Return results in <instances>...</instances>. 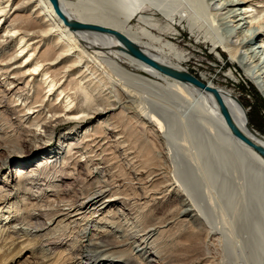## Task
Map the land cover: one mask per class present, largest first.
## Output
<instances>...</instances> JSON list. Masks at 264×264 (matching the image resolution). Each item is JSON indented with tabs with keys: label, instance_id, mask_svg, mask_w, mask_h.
<instances>
[{
	"label": "bare ground",
	"instance_id": "6f19581e",
	"mask_svg": "<svg viewBox=\"0 0 264 264\" xmlns=\"http://www.w3.org/2000/svg\"><path fill=\"white\" fill-rule=\"evenodd\" d=\"M53 1L59 13L51 0H0V83L5 88L4 91L2 90L3 93L0 92V121L3 122V125H0V140L17 141L18 146L22 147L21 145L27 142L25 140L23 142V135L28 137L33 134L36 140L42 138L49 140L63 126L76 124L67 126L59 133L60 139L68 143L64 158L53 156L56 157V161H48L45 167L40 163L39 166L43 167L41 172L29 174L23 180L21 174L23 172L19 171L17 176L19 183L15 188L22 191L24 185L38 186L41 183L50 186L64 178L79 183L80 180L78 181L75 175L80 169L85 168L89 173L90 188L82 192L83 198L80 201L71 199L70 204L80 212L86 206L93 205L89 208L88 214H80V217L71 222L68 221L72 218V211L66 214L63 211L43 213L46 219L49 218L50 222L59 228L57 231L59 233H54L57 241L41 235L34 236L33 233L48 229L34 225L32 220L35 216L32 215L29 219H22V222H27L31 231L24 232L16 228L1 229L0 243L2 241L6 246L9 245L10 251L20 250L25 243H31L37 238L36 251L44 253L45 264H54L55 261L56 264L57 261L61 263L62 259L66 264L72 258L76 263L79 261L80 264L84 262L93 264L92 258L97 252L106 253L114 246L110 237H107L110 233L97 242L91 238L88 244L80 246L78 241L80 239L77 237L76 240L71 239L73 246L70 247V256L59 253L58 257L56 248L65 247L71 242L70 238L67 239L68 233H63L62 228L71 229L70 224L74 223V230L80 233V230L89 228L93 216L122 198L120 189L116 190L113 186L121 177L116 176L118 164L130 169L138 182L137 200L142 196L145 205L149 203L148 201H158L157 204L162 205L172 197L178 202L179 210L177 209V215L175 214L176 218L183 227H191L187 238L193 239V228L200 229L203 226L204 214L211 210L210 207L214 208L215 201L213 195L211 196L213 188L211 189L209 184L204 187V183L198 180L196 171H201L199 162L194 161L193 164L191 161L195 168L192 169L188 162L176 159L175 155L180 151H175L173 147L172 139L176 130L174 134L170 131L173 128H170L171 109L173 112L179 109L192 126L190 132L195 134V137H199L200 150H202L200 155H207V164H205L209 168L207 172L213 175L209 178L210 184H213L215 189L218 187L219 198H224L228 192H231L230 187L223 182L222 177H226L221 176L226 172L224 170L228 169L227 165H231L230 168H235L234 171L239 172L242 180L246 181L250 200H255V204L258 201L261 206L264 205V157L231 134L219 113V106L212 91H216L219 95L236 127L254 144L264 147V137L249 125L246 108L226 87L214 88L212 83L193 76L186 66L188 58L185 54L173 41L155 33L159 25L156 17L159 16L168 22V25L161 28L164 33H189L195 41L210 45L212 51L220 57V50H223L228 54L231 65H238L243 69L247 80L260 87L264 95V0ZM148 8L153 12L152 15L142 13ZM134 19L139 23L137 28L134 27ZM73 22L102 26L111 33L73 29L71 27ZM113 32L126 37L160 66L188 73L204 87L200 88L187 80L182 81L151 68L130 54ZM230 75L234 78L233 72ZM130 89L139 92L131 96L128 93ZM143 94L146 95V99L153 101L150 109L146 107L148 103ZM135 100L139 101L141 104L139 106L142 108L141 114L134 115L135 119L141 120V124L148 127L149 132L154 136L165 139L174 150L171 154L177 170L176 177L171 176L175 179H167L162 168L154 166L156 161L150 157L151 154H143V158L139 157L129 140L136 133L127 123L124 126L114 121L115 117L113 118L114 115L111 113L119 108L126 116L128 113L131 114L123 104L131 101L133 106ZM137 128H141L142 132L143 127L139 125ZM141 134L139 135L143 136ZM188 143L185 138L183 149H187ZM43 147H48V144ZM146 149L149 150V147ZM57 154L60 155L59 152ZM101 165L104 168V170L101 168L102 172L107 170V174L104 181L99 183L96 181L97 178L95 179L94 168L97 170ZM158 180L163 182L162 194L154 185ZM189 183L193 184L192 189ZM203 187L204 193L201 191ZM26 190L28 189H24ZM258 210L260 211L259 207L256 213ZM173 211L175 210L169 212L173 213ZM237 212L232 215L235 221L241 217ZM223 214L221 212V215ZM170 217L174 216L171 214ZM221 217L223 222L227 221L224 216ZM161 222L153 224L152 230L148 231L147 228L141 239L145 242L151 241L150 246L158 245L160 249L165 248L170 251L172 248L176 254V249L181 245L178 243L179 239L171 237L170 245L163 241L176 224L172 219L168 223ZM262 222L264 223V220ZM257 228L258 226L255 225L252 233H255ZM186 240L189 242L188 239ZM81 247L86 251H82ZM1 251L2 247L0 253ZM191 251V249L187 251L186 255L191 254ZM174 252L170 251L173 254Z\"/></svg>",
	"mask_w": 264,
	"mask_h": 264
},
{
	"label": "rangeland",
	"instance_id": "374dc122",
	"mask_svg": "<svg viewBox=\"0 0 264 264\" xmlns=\"http://www.w3.org/2000/svg\"><path fill=\"white\" fill-rule=\"evenodd\" d=\"M71 1L76 2V0ZM149 9L150 8L145 9L142 13L146 12V14L150 13V15H152L153 12ZM156 21L159 25L157 26L158 29H156L155 33H157L159 36H163L164 39L173 41L177 45V48L185 54V56L188 58V64L186 66L188 67L190 73L195 77L203 78L208 83H212L214 85V88H216L217 86H224L232 91L246 108L249 118V125L256 132L261 134L262 137H264V95L260 87H257L254 82L248 81L243 69H241L238 65H231L228 54H226L223 50H220V57L218 54L212 51L210 45L201 43V41H195L189 33H181L180 31V33H164L161 28H164L165 25H168V22L159 16L156 17ZM133 24L135 28L139 27L137 19L133 20ZM231 72L234 73V78L230 77ZM2 90L4 91L5 88L0 83L1 93H3ZM128 91L131 96H134V94H137L139 92L136 89H130ZM143 95L145 98L146 95ZM145 100L148 103V106L146 105V107L150 109V104L153 103L152 99L150 100L145 98ZM135 101L136 103L133 106L131 105V101L124 102L123 104L125 109L131 111V114L128 113V115L126 116L125 113L122 112V109L119 108L111 113V115H114L113 118L115 117L114 121L116 123L118 122L119 124H124V126L127 123L130 129L136 133L131 136L132 140L128 137L134 145V151H136L137 155L142 158L146 154H151L150 157L154 158L156 161L154 163V166L161 167L162 170L166 173L164 176L167 175V179H175L176 177L175 173L177 168L174 167V165L176 166V163L172 158L171 151H180L179 154L176 153V155H173L176 156V159H181V161L183 160L184 162H188L192 169H195L193 167L194 161L199 162V167H201L199 169H201V171H196V175L198 177V180L200 179V181H202V184L204 183V187L211 185L210 188L212 187L214 189L213 190L211 188V196L213 195V200L215 201L214 208H212V206L210 207L211 210L206 211V213L204 214L205 217L202 224L203 226L200 229L196 227L193 228V239H189L187 238L189 236V234L187 233H190L189 231L191 230V227L189 225V227L187 228L183 227L176 218V212L179 207L178 202H176L172 197L162 205L157 204L158 201H148L149 203L145 205L143 203L144 199H141L142 196H140L137 200L139 187L138 182L134 179V175L130 169H127L125 166L118 164V167L114 166L117 167L116 176L121 177L118 182H115L113 184V186L116 190L120 189V197L122 198L117 202H114L112 205L107 206V208H103L100 213L93 216V221L90 222V226L88 229L85 228V230H80V233H78V230H74V223L70 224L71 229L69 227L62 228L63 233L65 232L66 234L68 233L67 235H69L67 239L70 238L71 241V239L73 238V240H76L77 237L78 239H80L78 240L80 246L82 244H88L91 238L94 242H97L100 239H103L106 234L110 233V236L107 237H110L112 245L114 246L111 247V251H107L108 253L97 252L92 258L94 260L93 264H134L141 262H143L142 264H145L146 262H151L152 264H264V223L262 222L264 220V205L261 206L258 201L255 204V200H250L247 192L246 181L242 180L241 174L239 172H235V168H230L231 165H227L228 169L224 170L226 172H224L221 176L226 177H222V179L223 182L230 187L229 189L231 192H228V195H225L224 198H219L218 187H216L215 189L212 186L213 184H210L209 178L213 177V175L211 173H208L209 168L205 165L207 164V155L201 156L202 150H200L201 143L199 137H195V134H192L190 132V128L192 126H190V123L187 122V117L184 116V118L183 113H181L179 109V111L175 109L174 112L172 111V109L170 110L171 112L169 114V117L170 119H172L170 128H174L170 129V131L173 132V134L175 130L177 132H175L174 134L175 138L173 137L172 139V142H174L173 150L165 139H160L159 137L154 136L152 132H149L148 127H144L141 124V120H137V118L135 119V114L142 113V108H140L141 106H139V101ZM0 125H3V122L0 121ZM75 125L76 124L63 126L57 131V134L53 135L49 140L44 138H42L43 140H36L33 137V134L32 136L29 135L30 137L21 135L23 142L24 140L27 141L26 143H23L21 145L22 147L18 146L19 142L17 141L14 142L11 140H7L3 142L2 140H0V232L1 229L9 230L11 228H16L24 232L31 231L29 226L27 225V222H22V219H29L30 216L33 215V217L35 216L32 220L34 225H37V227H44V229H48L38 233H33L34 236L41 235L42 237H47L48 239L57 241L58 239L56 238L54 233H59L57 232L59 231V228H56V224L53 225V222H50L49 218L46 219V217L42 215L43 213L63 211L66 214L72 211V218L68 222L76 220L78 217H80V214H88L89 208H91L93 204L86 206L82 209L81 212L76 211L77 209H74L75 207H72L70 204L71 199L76 200V202L80 201L83 198L82 192L90 188L88 186L89 184H91L90 182H88L89 173L88 170H85V168L80 169L79 173L75 175L76 177L74 176L78 181L80 180L79 183H74L72 179L69 180L67 178H64L60 179V182H55L50 186H44L41 183L38 186L24 185L23 189H21L22 191H18L15 188V185L19 183V179H17V176H19V171L23 172L21 173L23 176V180V178L27 177V175L29 174H39L43 167L47 165L48 161L54 162L56 161V157H58L59 159L61 157L64 158V153L65 151H67L66 145L68 143L60 139L59 133L63 131L67 126ZM139 125L143 127L142 132L141 128H137ZM175 127H177V129ZM139 134L143 136H140ZM149 134H151V136ZM179 137H181L182 139ZM185 138L189 142L187 149H183L182 147L183 140ZM45 144H48V147L44 148L43 146ZM146 147H149V150L146 149ZM58 152L60 155L57 154ZM55 155L56 157H53ZM191 161L193 162V164ZM40 163L43 165V167L39 166ZM101 168L104 170L102 165L98 167L97 170L96 168H94L95 170L93 169L95 173V179H98L99 177L98 180L96 179V181L99 183L104 181V178L107 174V170H105V172H102ZM171 175H174L175 177H172ZM162 183V180H158L154 183L155 188L161 194L164 190ZM94 187L93 189L96 188ZM192 187L193 184H191V189ZM204 187L203 190L201 189L203 193L205 192ZM239 187L241 188V190ZM24 189L28 190L24 191ZM105 199L106 198H103V200ZM258 207L260 208V211L258 210L256 213V209ZM172 209L175 211H173V213L169 212ZM233 211H238L237 215L241 216L239 217V220H234V218L232 217V215L234 216ZM221 212L222 214H224L221 215ZM171 214L174 216L173 218L170 217ZM221 216H224L227 221L223 222V217ZM242 217L244 219H242ZM148 219L150 222L148 221ZM170 219H172L174 221V224L176 225L170 231L168 236L163 238V241L168 245L172 239L178 238V243L181 245L179 247L180 249L175 248L176 254L174 252L175 250L172 251V248L170 251L174 252V254L170 253L169 250H165V248L160 249L158 245L150 246L151 241L145 242L141 239V235L144 231H146L147 228H149L148 231L152 230L153 224L160 223L161 221V223H168ZM35 221L37 223H35ZM223 223L225 229L223 228ZM225 225L227 227L232 226L233 228H227ZM255 225L258 226V228L255 233H252V229ZM143 227H145V229H143ZM181 231L182 233H180ZM224 231L226 233L229 232V234L224 233ZM132 235H134V237ZM29 239L32 238L29 237ZM186 239H188L189 242H187ZM72 242L73 241L69 242L65 247L56 248L58 250L56 251L57 253L55 252L56 255L59 257V253H61L64 256L65 253L66 256H70L69 251L70 247L73 246ZM36 243L37 238H35L34 241H31V243H25V245L20 250L15 249L10 251L8 250L9 245L6 246V243L1 241L0 249L2 247V251L0 253V264H45L43 261L45 260L44 258L46 256H44V253L36 251ZM190 245H194L197 248L191 247ZM188 246H190V249L192 251L191 254L186 255L187 251L190 250ZM133 248L134 250H132ZM80 249H82V247ZM159 250L160 252H158ZM82 251H86V249H82ZM166 260L168 261V263ZM58 263L64 264L65 262L62 259L61 263L57 261V264ZM77 263L80 264L81 262L77 261ZM77 263L75 259L72 258L69 259L66 264ZM54 264H56V261ZM83 264H85V262Z\"/></svg>",
	"mask_w": 264,
	"mask_h": 264
},
{
	"label": "water",
	"instance_id": "95a60500",
	"mask_svg": "<svg viewBox=\"0 0 264 264\" xmlns=\"http://www.w3.org/2000/svg\"><path fill=\"white\" fill-rule=\"evenodd\" d=\"M51 3L54 6V8L57 11V13H59L58 7H57V5H55L53 0H51ZM71 27L73 29H81V30L82 29H88V30H93V31H96V32H108V33H111V31H109L108 29H106V28H104L102 26H96V25L86 24V23L82 24V23H79V22H73V23H71ZM113 34L116 37H119L120 41L127 48V51H129L130 54H132L133 56H135L136 58H138L139 60H141L142 62H144L148 66H150L151 68L153 67L154 69L160 71L161 73H163V74H165L167 76H172V77L178 78V79H180L182 81H186L187 80V81L195 84L196 86H199L200 88L204 87V85H202L197 79H195L190 74L181 73V72H179L177 70H173L171 68H165V67L160 66L152 58L150 59L139 48H137L135 45H133L126 37H123L119 33H114L113 32ZM212 92H213V95H214L215 102H217V104L219 106V113L221 114V116L225 120L226 125L229 128L231 134L233 136L241 139L244 143H246L248 146H250L253 149V151L258 152L261 156L264 157V147L261 146V145H258V144H254L252 141H250L247 138L246 135H244L236 127V125L233 123V121H232V119H231V117L229 115V112H228L227 108L225 107V105L223 104L222 100L220 99L219 95L214 90Z\"/></svg>",
	"mask_w": 264,
	"mask_h": 264
}]
</instances>
